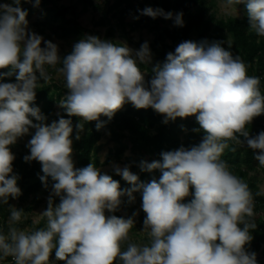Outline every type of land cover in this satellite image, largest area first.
Wrapping results in <instances>:
<instances>
[{
    "label": "clouds",
    "instance_id": "clouds-1",
    "mask_svg": "<svg viewBox=\"0 0 264 264\" xmlns=\"http://www.w3.org/2000/svg\"><path fill=\"white\" fill-rule=\"evenodd\" d=\"M227 2L244 4L249 30L264 37V0ZM20 5L21 0L0 3V203L21 195L11 146L30 128L35 133L24 160L41 164L39 178L46 188L51 178L52 193L41 213L45 227L32 232L9 227L7 234L0 230V259L49 264L55 250L64 264H257L256 253L246 250L256 228L247 219L255 215L253 196L221 156L229 141L246 144L259 150L255 159L264 167V131L252 136L248 130L254 118L264 115L259 77L249 76L241 58L221 42L206 39L181 42L163 64L151 68L148 82L138 66L151 63L147 42L134 52L125 44L87 35L61 57L56 44L29 30L28 13ZM141 14L184 24L182 12L174 15L147 7ZM57 64L62 65L57 72L68 90L59 105L69 118L61 116L48 125L32 104L38 80H51L45 65ZM12 76L15 82H2ZM126 103L152 108L165 117L164 123L195 117L204 135L196 146L162 152L161 160L142 161V171L162 173L158 180L140 182L127 166H114L131 185L122 189L92 163L74 167L70 118L83 121L76 125L79 140L84 122L96 121L99 130L104 126L100 117L111 120ZM134 193L142 197L146 244L130 241L138 212L127 218L114 214L125 197L127 203L135 202ZM53 197H59V204ZM22 214L12 207L10 224L21 221Z\"/></svg>",
    "mask_w": 264,
    "mask_h": 264
},
{
    "label": "trees",
    "instance_id": "trees-1",
    "mask_svg": "<svg viewBox=\"0 0 264 264\" xmlns=\"http://www.w3.org/2000/svg\"><path fill=\"white\" fill-rule=\"evenodd\" d=\"M82 3L88 7L93 5V0H81ZM147 4L150 0H142ZM31 2L21 0L22 9L26 10L30 18L34 13V8L29 7ZM0 3L12 4V0H0ZM49 0H40V5L47 6ZM143 3H135L132 0H115L107 10L103 12L102 17L95 22V26L106 28L105 40L114 39L116 33L121 30L123 35L130 40V30H137L139 28L148 29L150 31H158V37L154 45H149L151 54L153 55L152 64H144L142 66L148 71L147 82L151 80V68L161 62L166 61V56L169 52L175 51V48L183 41L191 40L200 42L207 40L209 42H221L222 46L227 50L234 49L239 55L241 60L247 66V74L249 76H256L260 79V90L264 94V37L257 36L254 32L249 30L247 20L235 19H216L211 15L213 3L211 0H161L159 3L160 9L165 12L183 13V26H176L174 30L160 27V23H156L155 27L152 26V17L142 15L141 12L145 9ZM54 16L59 20V31L64 37L69 36H87V30L83 28L74 18H70L66 14V9H57ZM131 18L133 23H128L127 19ZM116 22V26H113ZM42 21L37 23V27L43 32ZM171 41V44L167 40ZM231 42L229 48L228 43ZM141 41L140 47L144 44ZM45 46V45H44ZM43 47V46H42ZM69 54V53H67ZM65 54V55H67ZM64 55V56H65ZM61 67V64H58ZM4 72L8 69L2 70ZM51 80L45 83L43 80H38V88L36 89V98L32 106L38 107L41 114L46 117L43 123L50 125L53 121L63 116L67 117L65 111L61 114L56 113V104L61 99L63 94V87L53 81V73L49 74ZM2 82H15V77H6ZM73 123V150L75 152V168H83L90 163L94 165L99 164L97 157L98 143L102 138V133L107 128L111 134L112 140L118 144L115 151L116 158H120L127 150L124 144L125 139H129L134 154L132 158V165L129 170L139 177L140 182H150L152 179H159L162 173L159 170L152 172L142 171L140 164L146 161L149 156L153 161L161 160V153L167 151H174L181 146L191 148L198 145L203 139V132L199 130V125L195 117L185 119L178 118L171 123H164V116L157 113L152 108L137 109L131 103H127L125 110L122 109L116 112L111 120L107 117L101 116L100 120L104 122V126L97 130L96 121L84 122L83 131L79 132L80 139L77 140L76 125L79 123L80 118L71 117ZM264 121V115L254 118L255 124L248 125L250 135H254L256 127ZM34 123H40L35 121ZM242 139V138H241ZM259 150H253L247 147L236 145L234 142L229 141V147L224 151L221 159L226 161L229 165V170L236 176L240 177L248 184L249 190L252 193L255 201L253 217L247 218L250 223H255L256 228L251 230L253 237L246 250L255 252L256 256L261 254L264 256V222L257 213L264 210V194H258L254 179L250 176L251 169H258L264 173V167L259 165V161L255 159V155ZM112 153L109 155L106 162L112 158ZM25 155H16L13 161V170L18 175V187L21 189V195L18 198H9L8 204L0 203V230L7 234L9 227L8 224L10 213L12 210V203L18 201L25 203L30 200L33 194L43 188V183L40 180L41 167L37 161L25 162ZM113 179L117 180L122 189L130 188L121 176L115 172L111 174ZM50 180L48 181V184ZM139 201L136 205L127 203V197L124 198V203L120 209L115 212L118 215L126 205L136 208L142 204V197L140 193H134ZM19 210V209H18ZM111 214V213H109ZM144 220V218H142ZM32 231L43 228L46 226V221L42 220L39 224L33 225ZM31 231V232H32ZM55 255V250H53ZM56 258V257H55ZM0 264H14L12 257L0 259ZM56 264H64L63 261L57 260ZM257 264H264V260L257 261Z\"/></svg>",
    "mask_w": 264,
    "mask_h": 264
},
{
    "label": "rangeland",
    "instance_id": "rangeland-1",
    "mask_svg": "<svg viewBox=\"0 0 264 264\" xmlns=\"http://www.w3.org/2000/svg\"><path fill=\"white\" fill-rule=\"evenodd\" d=\"M115 0H93V5L86 7L81 0H49L47 6L36 5V3H30L28 6L33 7L34 13L28 20V28L30 31L35 32L36 34L43 37L45 41H51L58 46L59 54L63 57L65 54L70 53L75 43L79 42L81 39L85 38L82 36H69L64 37L58 29L60 24L59 20L54 16V12L57 9H66V14L70 18H74L83 28L87 30V35L97 36L103 40H105L106 28L95 26V22H97L103 15V12L108 9L110 5L114 3ZM133 2L143 3L142 0H132ZM213 3V9L211 15H213L216 19H235V20H247L246 17V8L244 4H231L229 5L227 0H211ZM161 0H150L149 3L145 4V7H152L153 9L160 8L159 3ZM42 21L45 25L43 26V32L40 27H37V23ZM128 23H133L131 18L127 19ZM156 23H160V27L168 28L170 30H174L176 25L174 24V20L164 19L162 16H158L155 19L152 18V26L155 27ZM113 26H116V22H113ZM130 33V40L127 39L121 30H119L114 39L108 40L114 43H118L121 46L127 45L134 52L138 51L140 47L141 41L147 42L148 45H154L156 38L158 37V31L148 30L144 28H139L137 30H128ZM167 42L171 44V41L168 39ZM41 46H44L42 43ZM231 52L234 56L240 55L234 50L231 49ZM154 61L153 55L151 54V63ZM162 64L160 61L157 64ZM147 64L148 63H144ZM139 68L142 72H145V81L148 79V71L146 68L142 66V63H138ZM59 68L58 64L53 66L45 65V69L48 74L53 73V81L58 83L61 87H63V94L59 102L64 98L67 94L68 90L65 88V81L62 75L57 72ZM39 75V73H37ZM59 102L56 104V113L59 115L64 112V109L60 107ZM127 106V103L123 106L122 110L124 111ZM165 119V117H164ZM178 119V118H177ZM182 119V118H181ZM173 121H169L171 123ZM79 123H83V121H79ZM251 124H255L254 120ZM257 128V127H256ZM35 133L34 128H30L29 134L18 139L15 145L11 146V150L14 155H30V150L26 145L28 141L31 139V136ZM73 140V139H72ZM124 144L127 146V150L120 158H116L115 151L118 148V144L112 140L111 134L107 128L103 130L102 138L98 143V152L97 157L99 159V164L95 165L100 168L102 172L111 175L114 173V166H119L121 168L127 166L128 168L132 165V158H134V154L131 151L132 145L129 139H125ZM73 147V145H72ZM226 150V149H225ZM112 153V158L109 162H106L109 155ZM72 160L75 162V152L73 150ZM147 162H152L153 160L147 156ZM39 163V162H38ZM40 164V163H39ZM42 169V166L40 164ZM79 169V168H77ZM43 175L41 170L40 176ZM250 176L254 179V183L257 188V192L260 194H264V173H262L259 168L251 169ZM50 183L46 188L43 186L39 191L35 192L33 196L30 198L28 202L19 203L18 201H14L11 205L16 209L22 210V218L18 223L8 224L11 227H16L18 230H23L25 232H31L32 226L39 224L42 220L46 221V218L42 216V212L46 210L48 206V199L52 193V181L49 178ZM194 191V190H193ZM192 197L186 198L185 202L190 201ZM54 204H59V197H53ZM139 199L135 196L136 205ZM129 205L117 215L119 217H130L134 212H138L139 215L135 217V224L133 228L130 230V241L137 244H146L149 243L148 234L143 230V220L145 218V213L141 208V204L136 208V210L131 209ZM126 247V245H125ZM57 259L55 258L54 252H52L49 264H56Z\"/></svg>",
    "mask_w": 264,
    "mask_h": 264
},
{
    "label": "built area",
    "instance_id": "built-area-1",
    "mask_svg": "<svg viewBox=\"0 0 264 264\" xmlns=\"http://www.w3.org/2000/svg\"><path fill=\"white\" fill-rule=\"evenodd\" d=\"M261 131H264V121L261 122L260 125L257 126L256 128V132L254 133L253 136L257 135L258 133H260ZM253 204L255 205V201L253 199ZM258 217H260L262 219V221L264 222V210H260L258 213H257Z\"/></svg>",
    "mask_w": 264,
    "mask_h": 264
},
{
    "label": "water",
    "instance_id": "water-1",
    "mask_svg": "<svg viewBox=\"0 0 264 264\" xmlns=\"http://www.w3.org/2000/svg\"><path fill=\"white\" fill-rule=\"evenodd\" d=\"M260 260H264V256L261 255V254H258V255L256 256V261H260Z\"/></svg>",
    "mask_w": 264,
    "mask_h": 264
}]
</instances>
